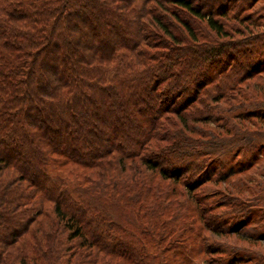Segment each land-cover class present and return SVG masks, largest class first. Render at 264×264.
<instances>
[{"label": "trees", "instance_id": "1", "mask_svg": "<svg viewBox=\"0 0 264 264\" xmlns=\"http://www.w3.org/2000/svg\"><path fill=\"white\" fill-rule=\"evenodd\" d=\"M237 1L0 0V264L228 254L207 185L244 169L199 125L264 153V0Z\"/></svg>", "mask_w": 264, "mask_h": 264}, {"label": "rangeland", "instance_id": "2", "mask_svg": "<svg viewBox=\"0 0 264 264\" xmlns=\"http://www.w3.org/2000/svg\"><path fill=\"white\" fill-rule=\"evenodd\" d=\"M253 1L240 0L237 1L236 5L249 6ZM233 4L235 5V3ZM259 97L264 96L259 95L255 100H260L261 98ZM262 109L264 111V108ZM219 116L223 119L220 123L199 125L202 128L212 130L218 140L224 145L235 144L229 149L231 150L230 154L233 155V160H236L228 161L226 164L227 168L221 169L219 167L218 170L226 172L228 168L237 166L240 167L239 170L244 169V171L235 175L228 184L213 182L207 185L211 203L220 202L221 200L223 204H226L223 198L213 195L214 191H221L223 187L227 186L232 192V194L227 196L228 205L221 208L216 207V218L211 219L215 226H230L231 229L228 230L230 233L223 235L214 230L213 232H204L203 235L209 245L213 244V246L228 248L229 252L225 255H208V262L206 263L195 262L197 264H223L224 260L231 259L233 261L235 259V261L237 260L236 264H264V153L255 150L253 154L258 155H254L250 159H242L241 156H238L237 154L242 150L241 144L244 141L241 138L243 136L235 135V129L241 127V121L230 116ZM228 146L230 147V145ZM240 160H244V165L240 164ZM232 201L241 204L246 211L234 214V210L228 203ZM208 237L213 239L208 241Z\"/></svg>", "mask_w": 264, "mask_h": 264}]
</instances>
